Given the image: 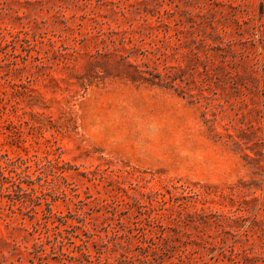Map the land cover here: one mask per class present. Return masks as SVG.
I'll use <instances>...</instances> for the list:
<instances>
[{
    "label": "rangeland",
    "instance_id": "rangeland-1",
    "mask_svg": "<svg viewBox=\"0 0 264 264\" xmlns=\"http://www.w3.org/2000/svg\"><path fill=\"white\" fill-rule=\"evenodd\" d=\"M0 264H264V0H0Z\"/></svg>",
    "mask_w": 264,
    "mask_h": 264
}]
</instances>
